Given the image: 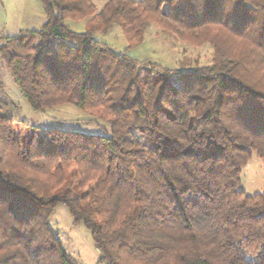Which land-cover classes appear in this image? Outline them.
<instances>
[{
	"label": "trees",
	"instance_id": "1",
	"mask_svg": "<svg viewBox=\"0 0 264 264\" xmlns=\"http://www.w3.org/2000/svg\"><path fill=\"white\" fill-rule=\"evenodd\" d=\"M39 1L42 27L0 34V59L35 110L71 104L109 133L28 138L0 113V264H78L49 225L61 204L98 264H264V188L241 187L253 153L264 159V0ZM153 23L210 45L212 62L132 55ZM115 24L123 51L95 37Z\"/></svg>",
	"mask_w": 264,
	"mask_h": 264
},
{
	"label": "rangeland",
	"instance_id": "2",
	"mask_svg": "<svg viewBox=\"0 0 264 264\" xmlns=\"http://www.w3.org/2000/svg\"><path fill=\"white\" fill-rule=\"evenodd\" d=\"M95 1L98 9L105 2V0ZM45 21L46 14L39 0H0V34L5 37L19 35L28 30H39ZM66 23L75 31L85 30L86 20L68 19ZM95 37L107 42L117 51H123L128 46V40L121 26L117 24L113 25L106 34L97 33ZM2 43L0 41V45ZM131 54L140 58H150L174 68L190 70L197 65L210 64L214 51L210 45H190L153 23L147 31L144 43L135 47ZM0 113L26 122L31 128L27 132L28 138L32 135V126L37 127L38 139L46 138V130L49 128H64L85 133H109L104 128L107 126L104 121L100 119L95 122L87 121L91 114L71 104L35 110L22 96L1 59ZM79 181V171L72 169L68 187L70 186L75 194L79 189L74 190L73 186ZM241 187L250 195L259 193L264 188V159L257 153H253L243 168ZM49 225L60 238L67 255L78 264H98L100 254L91 232L83 223L74 224L65 205L58 206L50 218Z\"/></svg>",
	"mask_w": 264,
	"mask_h": 264
},
{
	"label": "crops",
	"instance_id": "3",
	"mask_svg": "<svg viewBox=\"0 0 264 264\" xmlns=\"http://www.w3.org/2000/svg\"><path fill=\"white\" fill-rule=\"evenodd\" d=\"M23 30V29H22ZM7 36H11V35H7Z\"/></svg>",
	"mask_w": 264,
	"mask_h": 264
}]
</instances>
